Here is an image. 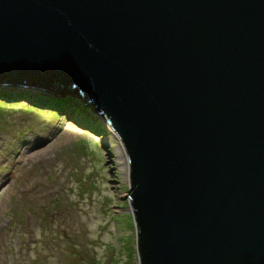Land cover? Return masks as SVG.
Wrapping results in <instances>:
<instances>
[{
    "label": "water",
    "instance_id": "water-1",
    "mask_svg": "<svg viewBox=\"0 0 264 264\" xmlns=\"http://www.w3.org/2000/svg\"><path fill=\"white\" fill-rule=\"evenodd\" d=\"M0 83L117 133L139 264H264V0H0Z\"/></svg>",
    "mask_w": 264,
    "mask_h": 264
},
{
    "label": "rangeland",
    "instance_id": "rangeland-1",
    "mask_svg": "<svg viewBox=\"0 0 264 264\" xmlns=\"http://www.w3.org/2000/svg\"><path fill=\"white\" fill-rule=\"evenodd\" d=\"M0 89L14 96L0 110V264H139L117 133L35 111L41 95L25 87Z\"/></svg>",
    "mask_w": 264,
    "mask_h": 264
},
{
    "label": "trees",
    "instance_id": "trees-1",
    "mask_svg": "<svg viewBox=\"0 0 264 264\" xmlns=\"http://www.w3.org/2000/svg\"><path fill=\"white\" fill-rule=\"evenodd\" d=\"M23 90V89H22ZM27 93H29L28 90H25ZM24 91V92H25ZM41 95V98H38V100H34L35 104L34 106L37 107L35 111L43 110V108L38 107V105H44V108H48L50 111H55L56 114H54L55 118L57 116H60V112L64 113L66 117L72 118L78 125L84 126V114L81 110V108L77 107L72 101H69L67 98L62 97H56L51 96L49 94L43 95L42 93H39ZM14 96H10V94H7L4 89H0V98L3 99L4 102H0V110L8 109L14 107V105L10 102V100ZM10 102V103H9ZM24 108L30 109L33 107H27L24 106ZM87 119V118H86ZM95 126V130L99 133L105 134L106 130H104L103 125H101L100 122H94L91 123ZM7 129V128H6ZM5 127L2 130H6ZM24 133H19V135H23ZM4 133L0 135V142L4 141ZM3 148H0V151H2ZM1 154V153H0Z\"/></svg>",
    "mask_w": 264,
    "mask_h": 264
},
{
    "label": "bare ground",
    "instance_id": "bare-ground-1",
    "mask_svg": "<svg viewBox=\"0 0 264 264\" xmlns=\"http://www.w3.org/2000/svg\"><path fill=\"white\" fill-rule=\"evenodd\" d=\"M43 95H46V94H43Z\"/></svg>",
    "mask_w": 264,
    "mask_h": 264
}]
</instances>
